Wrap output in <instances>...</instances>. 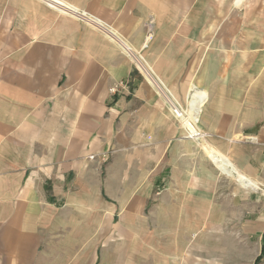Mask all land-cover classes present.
Here are the masks:
<instances>
[{"label": "crops", "instance_id": "0c3cea01", "mask_svg": "<svg viewBox=\"0 0 264 264\" xmlns=\"http://www.w3.org/2000/svg\"><path fill=\"white\" fill-rule=\"evenodd\" d=\"M263 196L264 0H0V264H256Z\"/></svg>", "mask_w": 264, "mask_h": 264}, {"label": "built area", "instance_id": "2783aa9c", "mask_svg": "<svg viewBox=\"0 0 264 264\" xmlns=\"http://www.w3.org/2000/svg\"><path fill=\"white\" fill-rule=\"evenodd\" d=\"M148 28H149V32L152 34V30H153V21H150L148 23ZM146 47V45H145ZM139 68V66H138ZM140 69V68H139ZM118 88H123L126 89L127 88V84L126 83H120L118 86H116L113 91L116 92L118 90Z\"/></svg>", "mask_w": 264, "mask_h": 264}, {"label": "trees", "instance_id": "16d2710c", "mask_svg": "<svg viewBox=\"0 0 264 264\" xmlns=\"http://www.w3.org/2000/svg\"><path fill=\"white\" fill-rule=\"evenodd\" d=\"M263 258H264V247H263V251H262L261 256L258 257L256 260V264H260Z\"/></svg>", "mask_w": 264, "mask_h": 264}, {"label": "water", "instance_id": "95a60500", "mask_svg": "<svg viewBox=\"0 0 264 264\" xmlns=\"http://www.w3.org/2000/svg\"><path fill=\"white\" fill-rule=\"evenodd\" d=\"M208 149V151L210 150L209 148H207Z\"/></svg>", "mask_w": 264, "mask_h": 264}, {"label": "rangeland", "instance_id": "374dc122", "mask_svg": "<svg viewBox=\"0 0 264 264\" xmlns=\"http://www.w3.org/2000/svg\"><path fill=\"white\" fill-rule=\"evenodd\" d=\"M264 197V196H263Z\"/></svg>", "mask_w": 264, "mask_h": 264}]
</instances>
